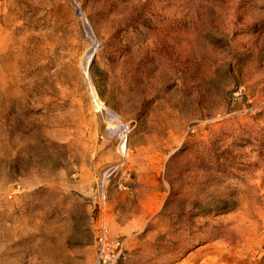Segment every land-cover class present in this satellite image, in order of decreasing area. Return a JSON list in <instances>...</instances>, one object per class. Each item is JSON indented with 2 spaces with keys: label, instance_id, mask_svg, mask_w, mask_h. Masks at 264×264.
<instances>
[{
  "label": "rangeland",
  "instance_id": "374dc122",
  "mask_svg": "<svg viewBox=\"0 0 264 264\" xmlns=\"http://www.w3.org/2000/svg\"><path fill=\"white\" fill-rule=\"evenodd\" d=\"M0 264H264V0H0Z\"/></svg>",
  "mask_w": 264,
  "mask_h": 264
},
{
  "label": "built area",
  "instance_id": "2783aa9c",
  "mask_svg": "<svg viewBox=\"0 0 264 264\" xmlns=\"http://www.w3.org/2000/svg\"><path fill=\"white\" fill-rule=\"evenodd\" d=\"M97 241L100 247L101 256L103 255L104 250L110 247L117 250V253L120 252L121 242L119 239H110L105 231H101V233L97 236Z\"/></svg>",
  "mask_w": 264,
  "mask_h": 264
}]
</instances>
